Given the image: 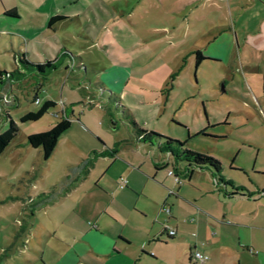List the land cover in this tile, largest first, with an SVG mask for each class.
I'll list each match as a JSON object with an SVG mask.
<instances>
[{"label":"rangeland","instance_id":"rangeland-1","mask_svg":"<svg viewBox=\"0 0 264 264\" xmlns=\"http://www.w3.org/2000/svg\"><path fill=\"white\" fill-rule=\"evenodd\" d=\"M2 2L17 6L19 16L0 13V70L13 71L20 50L32 61L50 59L56 69L41 76L20 68L17 80L0 76V132L8 125L6 113L18 126L0 153V264L111 263L85 252L78 237L88 220L105 218H99L105 200L93 180L101 171L104 184L126 166L147 169L152 156L167 160V168L175 164L172 154L147 144L121 143L131 122L216 158L221 171L247 184L253 174L241 171H264V0ZM52 12L69 16L55 23V32L30 38L11 26L32 22L45 30ZM63 47L83 61L60 57ZM197 48L207 56L195 67ZM45 99L56 105L37 120L20 121ZM54 113L71 117V124L44 160L26 138L50 128ZM113 148L114 154L107 151ZM185 166L176 163L179 171ZM155 245L158 259L139 264H193L181 245Z\"/></svg>","mask_w":264,"mask_h":264},{"label":"crops","instance_id":"crops-1","mask_svg":"<svg viewBox=\"0 0 264 264\" xmlns=\"http://www.w3.org/2000/svg\"><path fill=\"white\" fill-rule=\"evenodd\" d=\"M10 9L15 13L7 14ZM0 13L19 16L17 6H5L2 0ZM53 15L62 16L59 21L69 19L66 14L54 12L48 19ZM48 19L45 30L32 22L30 26L23 22L11 26L15 33L32 38L35 32L56 31V24L47 26ZM218 27L223 29L225 24ZM38 42L46 46L44 41ZM64 48L58 53L60 57L66 54ZM20 53L26 58L24 51L20 50L18 55ZM13 58L15 62V54ZM71 58L79 63L83 61L80 55ZM36 59L38 61L28 60L33 63L50 60ZM15 68L22 66L16 65ZM256 69L260 71L259 65ZM121 143L132 144L135 149L147 144L157 150L149 142L134 138L131 133ZM107 151L114 154L116 149ZM94 152L97 151L92 150ZM130 157L132 163L144 169L142 161L135 156ZM151 158L147 169L142 171H135L129 164L130 167L115 171L110 183L108 180L104 184L98 181L103 179V171L93 180L94 186L101 189V202L105 200L99 218H105H97L96 224L92 225L88 220L87 228L79 233L85 252L92 250L107 260L110 258V264H139L142 259H158V247L155 245L158 242L166 247L181 245L182 256H187L193 264H264V182L256 178L257 174L264 176V171H241L254 175L248 184L225 171H221V179L229 183L217 182L211 171H192L189 177L185 176L186 171H174L180 178V182H175L173 175L167 173L170 168L162 166L167 160ZM164 169L167 170L160 171ZM120 177L127 179V185L117 188ZM114 224L117 226L113 227ZM167 227L174 229L172 236L168 235ZM195 251L207 258L197 260L193 254Z\"/></svg>","mask_w":264,"mask_h":264},{"label":"trees","instance_id":"trees-1","mask_svg":"<svg viewBox=\"0 0 264 264\" xmlns=\"http://www.w3.org/2000/svg\"><path fill=\"white\" fill-rule=\"evenodd\" d=\"M7 14H14V10L10 9L6 11ZM63 17L59 15H53L51 16L47 21V26L51 27L53 24H55L57 21L61 20ZM67 55H70L69 52L66 51ZM75 56V55H74ZM72 54L70 57H74ZM205 59V56L201 53L200 50L194 51V65L195 67L203 60ZM18 62L19 65L22 66L25 70L32 73L31 75H46L49 71L56 69V64L53 61H45L44 63H33L26 59L21 53L18 56ZM24 73L19 71L18 68H15L13 71L5 72L0 70V76L1 75H7L10 78H13L14 80L19 79L20 76H22ZM1 82V80H0ZM34 86V94H33V101H37L35 103H39L38 100V93L40 92L42 85L41 82L35 83ZM56 105V103L52 100L45 99L42 104H40L39 108L36 111H28L24 113L22 116H20V121L25 122L29 120H37L39 119L44 113H46L50 108H53ZM55 117L56 120L54 124L43 131L40 132H34L27 135V143L33 148H40L42 152V158L44 160H47L49 156L51 155L54 147L57 144V141L61 134L65 132L71 124V117L68 116H57L56 113ZM8 118V125L7 127L0 132V153L5 149V147L9 144V142L13 139L15 136L18 126L16 123L9 117V114L6 113ZM131 134L134 138H139L141 141L149 142L151 145L155 146V148L158 151L166 152L167 154H172L175 158V164L171 163V168L169 170L179 171V169L176 167L177 161H185L186 166L184 171H186V177H189L191 175V172L193 171V168H207L209 169L213 176L215 177V180L217 182H226L221 179V163L216 158L206 155L200 152H196L194 150H189L186 148H182L183 143L157 134L151 130H146L143 128H140L137 126L136 123L131 122ZM155 137V139L153 138ZM168 165V162L166 161L162 166L166 167ZM175 173V172H174ZM175 175H177L175 173ZM178 176V175H177Z\"/></svg>","mask_w":264,"mask_h":264},{"label":"built area","instance_id":"built-area-1","mask_svg":"<svg viewBox=\"0 0 264 264\" xmlns=\"http://www.w3.org/2000/svg\"><path fill=\"white\" fill-rule=\"evenodd\" d=\"M35 102H37V101H35ZM167 173L169 174V175H173V179H174V181L175 182H180V178H179V176H177V175H175V173L172 171V170H168L167 171ZM118 186L119 187H125L126 185H127V179L126 178H124V177H120L119 179H118ZM167 232H168V235L169 236H172L173 234H174V229H172V228H168L167 227ZM194 257L197 259V260H200V261H203V260H205L207 257L205 256V255H203L202 253H200V252H197V251H195L194 253Z\"/></svg>","mask_w":264,"mask_h":264}]
</instances>
